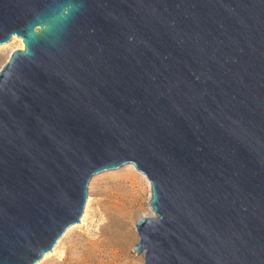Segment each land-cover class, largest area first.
<instances>
[{
  "label": "water",
  "instance_id": "water-1",
  "mask_svg": "<svg viewBox=\"0 0 264 264\" xmlns=\"http://www.w3.org/2000/svg\"><path fill=\"white\" fill-rule=\"evenodd\" d=\"M0 264L130 165L142 264H264V0H0Z\"/></svg>",
  "mask_w": 264,
  "mask_h": 264
},
{
  "label": "rangeland",
  "instance_id": "rangeland-1",
  "mask_svg": "<svg viewBox=\"0 0 264 264\" xmlns=\"http://www.w3.org/2000/svg\"><path fill=\"white\" fill-rule=\"evenodd\" d=\"M21 48L15 37L0 45V67ZM128 177L141 179L129 165L92 176L79 223L34 264H142V254L132 250L138 240L134 223L152 214L149 189L144 179L142 188L131 190Z\"/></svg>",
  "mask_w": 264,
  "mask_h": 264
},
{
  "label": "bare ground",
  "instance_id": "bare-ground-1",
  "mask_svg": "<svg viewBox=\"0 0 264 264\" xmlns=\"http://www.w3.org/2000/svg\"><path fill=\"white\" fill-rule=\"evenodd\" d=\"M130 166V165H129ZM131 168H133L132 166H130ZM134 169V168H133ZM137 172V171H136ZM139 174V176H140V178L141 179H139L138 177H128V185H129V188H131V190L133 189V190H135V189H140V188H142V186H143V180L145 179L144 177H143V175H141L140 173H138ZM146 181V180H145ZM146 183H147V181H146ZM147 186H148V183H147ZM148 200H149V198H148ZM153 216H152V214L151 215H148V216H146V217H144V218H152Z\"/></svg>",
  "mask_w": 264,
  "mask_h": 264
}]
</instances>
